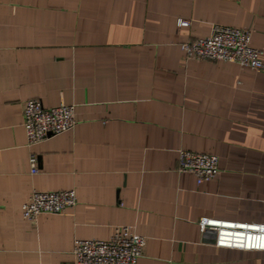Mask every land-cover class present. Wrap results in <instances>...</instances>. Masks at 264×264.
Returning a JSON list of instances; mask_svg holds the SVG:
<instances>
[{
  "label": "crops",
  "instance_id": "crops-1",
  "mask_svg": "<svg viewBox=\"0 0 264 264\" xmlns=\"http://www.w3.org/2000/svg\"><path fill=\"white\" fill-rule=\"evenodd\" d=\"M213 25L250 31L264 62V0H0V264H75L76 241L121 225L147 239L137 264H264L198 227L264 223V72L180 48ZM31 99L73 105L74 127L28 147ZM179 150L218 175L198 186ZM65 190L72 209L22 217L32 192Z\"/></svg>",
  "mask_w": 264,
  "mask_h": 264
},
{
  "label": "built area",
  "instance_id": "built-area-1",
  "mask_svg": "<svg viewBox=\"0 0 264 264\" xmlns=\"http://www.w3.org/2000/svg\"><path fill=\"white\" fill-rule=\"evenodd\" d=\"M178 27L189 26L179 20ZM251 32L238 28L213 25L210 34L180 45L185 57L196 60L233 63L253 71L264 72L262 52L250 45ZM23 128L27 146L55 137L71 130L75 125L74 106L60 104L46 108L38 99L23 105ZM30 174L37 173L38 157H28ZM178 173H190L199 186L214 179L219 173L218 158L214 155L178 151ZM76 205L73 190L58 192H32L21 206L25 220L34 221L41 214L61 215ZM202 234H213V245L221 249L264 252V223H242L202 217L198 220ZM147 239L136 232L135 226L121 225L114 228L107 241H76L72 249L75 264H137Z\"/></svg>",
  "mask_w": 264,
  "mask_h": 264
}]
</instances>
